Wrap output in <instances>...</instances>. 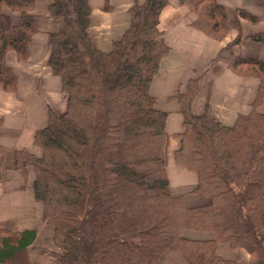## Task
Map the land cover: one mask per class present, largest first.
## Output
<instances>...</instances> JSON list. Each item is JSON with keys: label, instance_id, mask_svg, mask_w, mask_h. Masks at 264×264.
Instances as JSON below:
<instances>
[{"label": "trees", "instance_id": "obj_1", "mask_svg": "<svg viewBox=\"0 0 264 264\" xmlns=\"http://www.w3.org/2000/svg\"><path fill=\"white\" fill-rule=\"evenodd\" d=\"M197 13L192 25L217 40L228 31L227 10L217 0H179ZM264 9V0H256ZM169 0H134L131 22L110 51H101L88 33L89 0H51L49 11L64 27L49 35L48 65L67 95L63 114L50 110L48 124L35 134L43 150L17 152L19 168L35 169L34 192L44 221L63 237L52 254L59 264H264V60L235 50L241 34L222 47L214 62L240 75L259 78L248 114L233 125L212 115L209 103L192 112L197 80L178 93L184 116L176 161L198 174L197 191L209 204L186 207L170 190L165 165V122L151 82L169 52L159 27ZM34 0H0V87L14 91L18 79L7 64L10 50L29 57L37 32ZM4 7L21 13L13 22ZM112 7L105 0L104 9ZM239 16L258 17L246 9ZM250 39L264 45V31ZM2 120L0 119V125ZM4 147L0 143V181ZM209 232L208 239L184 236ZM34 229L7 230L0 224V263L29 264ZM228 242L250 254L247 263L223 258L217 245Z\"/></svg>", "mask_w": 264, "mask_h": 264}, {"label": "crops", "instance_id": "obj_2", "mask_svg": "<svg viewBox=\"0 0 264 264\" xmlns=\"http://www.w3.org/2000/svg\"><path fill=\"white\" fill-rule=\"evenodd\" d=\"M34 1L32 12L37 32L29 43V57L19 60L15 51L7 53V64L16 73L18 83L14 91H5L0 87V143L4 147L0 224L11 231L36 230L37 238L27 249L29 264H59L52 252L61 249L63 237L44 221L43 204L35 198V169L31 165L27 168L17 165L19 150L27 149L36 156L42 155V148L35 144V134L48 124L50 110L63 114L68 102L61 78L48 65L49 35L61 30L64 20L50 14L51 0ZM138 1L142 3L145 0ZM217 1L227 10L228 31L222 40H215L195 28L192 25L195 13L179 0H169L160 15L159 27L170 49L151 82L150 92L156 98V107L168 113L164 150L166 171L172 194L182 196L186 207L206 205L211 199L197 191V172L176 161V151L182 145L179 133L184 129L178 93L187 90L190 80H197L198 90L192 101V112L202 114L206 103H209L216 120L233 125L240 114L253 110L259 80L239 76L226 63L214 62L213 59L222 47L241 34V41L235 50L244 56L264 60V45L249 38L251 34L264 31V9L256 0ZM104 3L105 0H89L88 33L95 45L107 52L128 29L130 7L134 0H110L112 7L108 10L104 9ZM239 9L253 13L258 21L239 16ZM4 11L10 14L13 22L21 21L19 11L8 7H4ZM256 109L264 114V100ZM243 253L240 251L238 254L241 257ZM246 253L245 257H241L245 261L250 258Z\"/></svg>", "mask_w": 264, "mask_h": 264}, {"label": "rangeland", "instance_id": "obj_3", "mask_svg": "<svg viewBox=\"0 0 264 264\" xmlns=\"http://www.w3.org/2000/svg\"><path fill=\"white\" fill-rule=\"evenodd\" d=\"M191 10V9H190ZM192 11V10H191ZM193 13H195V15H196V18H197V13L196 12H194V11H192ZM195 18V19H196ZM194 19V20H195ZM195 27V26H194ZM196 28V27H195ZM198 29V28H197ZM200 30V29H199ZM207 36H209V35H207ZM210 37V36H209ZM225 37V36H224ZM223 37V38H224ZM212 38V37H211ZM222 38V39H223ZM213 39H215V38H213ZM222 39H220V40H222ZM215 40H217V39H215ZM234 73H236L235 71H233ZM237 75H239V76H243V75H240V74H238V73H236ZM244 76H246V77H256V76H254V75H244ZM258 80H259V78L258 77H256ZM259 83H260V80H259ZM259 88V87H258ZM184 236L185 237H187V238H192V239H208V238H210L211 236H210V234H209V232H205V231H195V230H186L185 232H184ZM217 253L218 254H220L222 257H224V258H229V259H234V260H237V261H240V262H243V263H247L249 260H243L241 257H245V254L247 255V253H246V251L247 250H245V249H243V248H240V249H235V248H232L230 245H229V243L228 242H221V243H219L218 245H217ZM240 251H243V252H245V253H243L244 255H241V257L239 256V252ZM248 252V251H247ZM249 256H250V254H249ZM238 258H241V259H238ZM250 259V258H249Z\"/></svg>", "mask_w": 264, "mask_h": 264}]
</instances>
